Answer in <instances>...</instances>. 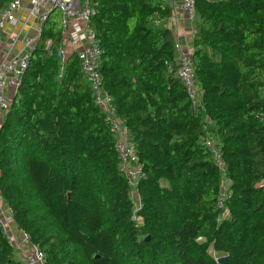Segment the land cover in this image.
Masks as SVG:
<instances>
[{
  "label": "trees",
  "instance_id": "16d2710c",
  "mask_svg": "<svg viewBox=\"0 0 264 264\" xmlns=\"http://www.w3.org/2000/svg\"><path fill=\"white\" fill-rule=\"evenodd\" d=\"M11 0H0V11ZM99 72L145 179L139 225L115 136L49 12L0 125V197L44 264H264V0L195 1L200 105L173 65L160 0H90ZM46 42L49 46L46 47ZM222 154L228 199L202 129ZM0 264H20L0 229Z\"/></svg>",
  "mask_w": 264,
  "mask_h": 264
},
{
  "label": "built area",
  "instance_id": "2783aa9c",
  "mask_svg": "<svg viewBox=\"0 0 264 264\" xmlns=\"http://www.w3.org/2000/svg\"><path fill=\"white\" fill-rule=\"evenodd\" d=\"M160 1L169 7L170 17L174 21H177L180 16L191 25L190 33L193 36L196 0ZM21 10L26 11L29 17L35 20L32 35L20 37L18 34L9 39L4 37L3 32L7 25L17 22L16 14ZM52 10L58 11L61 16V36L64 46L57 54L60 58V67L62 68L70 54L73 53L76 56L80 71L92 91L94 103L104 115L115 136L118 170L126 180L127 197L131 203L130 221L137 226L141 222L138 213L142 209L138 187L146 175L142 165L138 162L135 144L116 115L111 96L103 88L99 72L102 51L96 33L89 26L95 14L90 0H79L78 10L72 9V0H28L26 5L22 0H11L0 11V125L20 86L22 74L28 67L31 52L39 40L41 27ZM182 40L184 39L175 34L174 63L169 65L168 74H173L179 80L192 106L198 107L201 102L193 71L192 51ZM48 46L49 42H46V47ZM202 133L206 135L203 144L208 149L210 158L219 173L220 189L216 199V208L221 211L228 199L223 158L215 142L206 134L205 128L202 129ZM1 201L3 207L0 205V229L8 247L18 254L20 264H44L43 253L30 242L28 236L19 229L16 231L10 229L8 221L12 219V210L5 201L0 199Z\"/></svg>",
  "mask_w": 264,
  "mask_h": 264
},
{
  "label": "crops",
  "instance_id": "0c3cea01",
  "mask_svg": "<svg viewBox=\"0 0 264 264\" xmlns=\"http://www.w3.org/2000/svg\"><path fill=\"white\" fill-rule=\"evenodd\" d=\"M22 2L26 5L28 0H22ZM16 19L17 22L15 24L7 25L5 32H3V36L9 39L13 36H17L18 34L20 37L32 35L33 30L35 29V20L32 17H29L27 12L24 10H21L16 14ZM156 25H162L163 27L170 29L174 37L176 34L177 37L184 39L182 42L186 43L191 49V25L183 18H180L179 16L177 21H174L171 17L162 19L159 20V22L156 21ZM0 205L3 207L2 201L0 202ZM8 225L12 231H16L18 229L14 224L13 219L8 221ZM16 257L19 260L18 254H16Z\"/></svg>",
  "mask_w": 264,
  "mask_h": 264
},
{
  "label": "water",
  "instance_id": "95a60500",
  "mask_svg": "<svg viewBox=\"0 0 264 264\" xmlns=\"http://www.w3.org/2000/svg\"><path fill=\"white\" fill-rule=\"evenodd\" d=\"M72 9L73 10H78L79 9V0H72ZM219 264H226V258H219L217 260Z\"/></svg>",
  "mask_w": 264,
  "mask_h": 264
}]
</instances>
